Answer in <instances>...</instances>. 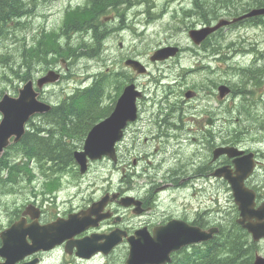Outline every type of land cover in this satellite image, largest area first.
Masks as SVG:
<instances>
[{
  "label": "rangeland",
  "instance_id": "obj_1",
  "mask_svg": "<svg viewBox=\"0 0 264 264\" xmlns=\"http://www.w3.org/2000/svg\"><path fill=\"white\" fill-rule=\"evenodd\" d=\"M25 1L29 3L31 14L21 19L20 23H13L6 31L0 32V100L5 94L17 96L18 90L26 83L18 78V75H23L27 71V68L23 66L22 57L24 49L36 44L37 39L41 43L42 50L50 52L46 54V60L37 61L30 69L32 78L36 80L50 69L59 70L62 76L57 84L46 87L42 93L44 100L50 104L58 105L66 95L74 92L76 87L89 86L93 82L94 76L105 73L107 74V95L104 103L110 105L115 96V87L126 82V79L127 82L132 80L142 91L144 97L138 101L139 120L132 124L129 133L132 129L140 132L137 140V143L143 146L141 148L143 159L140 165L149 166V161H152L154 165L161 164V171L175 166L179 156L176 154V156H172V152H170L172 149L176 148L186 154L182 156L191 155L199 143H194L190 137L206 134L209 130L206 124L208 118L216 119L215 133L220 132L224 122L229 129V119L235 121L237 118L235 107L241 101L237 86L233 87L231 81H237L236 78H231L236 74V69L233 68L237 65L244 68L252 66L259 49L264 51V28H226L213 40L214 48L222 49L221 53L223 54L208 53L204 48L195 46L188 36L190 29H199L205 26L200 24L196 16L192 17L193 14L187 11H194L195 0H154L153 7L148 11L143 6L131 10H124L123 7L118 11L113 7L104 9L102 14L97 15L99 18L97 24L104 30L102 52L94 58L72 59L68 64L65 62L68 55L65 54L64 57L51 52L49 47L51 39L57 38L58 45L62 42L64 45H72L78 49V42L83 38L89 40L90 35L77 33L67 38L68 36L60 35L62 29L68 26L65 23L69 17H75L77 22H81L88 16L95 15L97 9L94 8L88 14L81 11V7L86 4L87 0ZM198 1L201 3L205 0ZM206 1L209 4V9H215L216 6L225 4L227 0ZM246 1L242 0V3L246 5ZM239 9L242 10V8ZM120 12H125L124 20L119 16ZM110 16L115 17L111 19ZM105 18H109V20L105 21ZM184 23L188 28L183 26ZM217 41L221 42V45L218 46ZM169 45H175L182 49L183 47L188 48L182 50L178 57L167 62L152 63L150 61V56L155 51ZM225 56L227 59L222 61L221 58ZM129 57L138 59L146 65L148 74L138 76L126 68L124 62ZM257 64L263 65V61ZM116 76L118 77L116 78ZM117 79H120V82L115 83ZM220 84H227L233 90L231 95L221 101L218 98ZM248 84L249 82L246 88L248 93L251 94L252 91H255L253 96L259 98L260 88L255 89L249 87ZM188 90L194 91L197 94L196 97L185 98V93ZM160 105L163 107H159ZM171 107L178 113L170 112ZM227 108L233 109V112L227 113ZM224 117L227 120H224ZM1 118L0 114V120ZM35 122H41L40 118H36ZM146 138H148V143L144 142ZM156 149H166L170 157L163 154L149 158L147 155ZM11 157V160H15V162L22 158L13 154ZM134 158L136 157H132L131 160L133 161ZM95 165L109 164L107 161H100ZM1 176L4 179L7 174L4 172ZM143 182L144 180L141 179L139 183ZM22 185L25 189H16L14 192L4 191L0 186V229L9 219L10 215L7 212L28 205L32 193L31 187L26 183H22ZM9 188L10 186H7V189ZM175 197L172 201L173 204L178 196ZM169 199L170 197L166 195L165 201L169 202ZM225 207L224 214L228 224L237 215V208L229 191ZM256 254L264 256V241L259 243Z\"/></svg>",
  "mask_w": 264,
  "mask_h": 264
},
{
  "label": "flooded vegetation",
  "instance_id": "obj_2",
  "mask_svg": "<svg viewBox=\"0 0 264 264\" xmlns=\"http://www.w3.org/2000/svg\"><path fill=\"white\" fill-rule=\"evenodd\" d=\"M240 1L242 3V0ZM255 2L256 0H247L246 5L242 3L241 14L249 13L255 8L250 6ZM224 9L221 7V10ZM114 17L110 16L111 19ZM229 28L263 29L264 25H259L258 18H253L235 23ZM223 30L225 29L222 28L209 41L220 35ZM209 41L198 47L212 53L213 42L209 44ZM185 48L188 47L183 49L179 47L176 57ZM251 54L253 55L254 51ZM259 54L261 57L257 55L253 63L260 66L263 71L259 98L250 97L247 89L238 94L241 101L235 107L237 114L235 134L229 138L226 122L222 124L220 132L215 133L216 119L208 118L206 122L212 120V123L207 124L209 130L206 134L190 137L191 141L199 143L190 156H182L186 154L176 148L170 151L172 156H179L174 167L161 171V164L154 165L152 161H149V166L140 165L143 159L141 156L143 146L137 143L140 132L132 129L129 133L132 127L130 124L125 130L124 138L116 145L117 162L103 159L100 161H107L109 164L103 166H96L97 162H89L85 173H81L78 165L61 169L46 167L45 174L42 172L43 169L34 168V174L29 177L32 181L28 182L32 192L28 205L7 212L10 216L0 229V234L21 220L25 221L27 226L36 224L43 227L58 220L66 221L71 216L80 215L86 220L71 230L72 233H76L72 239L74 243L92 239L102 245L106 242V237L115 231L126 233L127 236L107 254L98 252L80 256L78 248L68 246L66 240L50 250H33L16 264H126L130 252L129 238L137 237L138 234L154 237L159 228H163L171 221H182L205 231L213 227L221 230L227 222L224 209L228 191L233 201L234 197L229 182L224 177L214 174L225 167L235 170V158H230L227 154L215 158L214 152L220 148H236L240 152L236 157L239 161L242 163L249 161L253 164V170L245 180V186L256 193V207L263 204L264 52ZM72 59L74 58L68 57L65 62L69 64ZM221 60L225 61L223 57ZM261 61L263 65L257 64ZM53 70L61 74L59 70ZM243 93L248 94L242 96ZM144 142L148 143V138ZM163 154L170 157L166 149H156L147 156L155 158ZM132 157L136 158L132 161ZM141 179L144 180L142 184L139 183ZM166 195L170 197L169 202L165 201ZM175 195L176 197L178 195V198L173 204ZM125 198L129 200L127 205L122 204ZM178 200L180 202H177ZM99 203L101 205L96 206ZM25 212L29 213L24 214ZM239 217L238 212L236 222ZM27 241L32 245L33 241L29 237ZM209 242H203L198 246L202 247ZM2 246L3 241L0 237V248ZM189 250L190 247L180 252ZM173 256L175 257V254ZM5 262L6 259L0 256V264Z\"/></svg>",
  "mask_w": 264,
  "mask_h": 264
},
{
  "label": "water",
  "instance_id": "obj_3",
  "mask_svg": "<svg viewBox=\"0 0 264 264\" xmlns=\"http://www.w3.org/2000/svg\"><path fill=\"white\" fill-rule=\"evenodd\" d=\"M264 16V8L254 9L249 14L232 21L221 19L215 26L189 31L190 39L196 44H201L212 33L224 26L230 25L246 18ZM179 52L177 46H166L158 49L151 56L152 62H162L175 57ZM126 66L131 67L138 74H146L147 68L135 59H128ZM61 75L55 70H50L39 78L36 83L27 81L19 90L17 96L5 94L0 100V159L12 143H19L26 133L28 122L37 115H44L52 110V105L40 100V92L46 85L55 84ZM38 89V90H37ZM219 99H224L231 93L227 86H220ZM195 93L188 91L187 99L193 98ZM142 97V92L132 83L125 87L119 97L112 113L97 123L88 133L83 150L75 151L74 158L79 165L81 173H85L89 161H97L109 158L117 162L116 145L124 138L125 130L129 124L138 119L137 100ZM212 120H208L210 125ZM227 154L234 159L235 170L229 167L221 168L214 174L224 177L230 184L235 204L239 210L237 223L252 236L254 242L264 239V203L256 207V193L245 186V180L253 170V164L249 161L242 163L236 157L240 152L233 147L220 148L214 152L215 158ZM128 199H123L122 204L127 205ZM101 205V203L96 204ZM29 213V212H28ZM25 212L24 214H28ZM86 218L84 216H71L68 220H59L43 227L36 224L27 226L21 220L0 234L3 246L0 248V256L6 259L5 264H16L19 260L30 254L33 250H50L68 240V246H76L80 256H89L98 252L110 253L126 237V233L115 231L102 245L92 239L73 242L71 230L79 226ZM219 228L201 230L189 226L182 221H171L163 228H159L154 237L138 234L129 238L130 252L126 264H170L172 254L182 248L207 242L218 234ZM29 237L33 243L27 241ZM253 264H264V256L257 254Z\"/></svg>",
  "mask_w": 264,
  "mask_h": 264
},
{
  "label": "trees",
  "instance_id": "obj_4",
  "mask_svg": "<svg viewBox=\"0 0 264 264\" xmlns=\"http://www.w3.org/2000/svg\"><path fill=\"white\" fill-rule=\"evenodd\" d=\"M94 3L96 5H93ZM153 4L154 0H87L86 4L81 7L82 10H80L88 14V12L96 8L97 12L95 15L88 16L81 22H77L74 19L75 17H69L65 23L68 26L62 29L63 35H60L70 38L72 34L86 33L90 35V39L86 40L83 38L78 42V49L72 47V45H64L62 42L61 44L58 42L60 44L58 45L57 38L51 39L49 45L51 52L61 56L66 54L68 55L66 56L67 59L68 57H73L74 59L97 57L103 50L101 48L104 41V30L97 24V21H99L97 15L102 14L104 9L108 7H116L115 10L118 11L121 7L131 10L143 6L148 11L153 7ZM27 5L28 3L25 0H0V32L10 28L13 23H20L21 19L29 16L31 10ZM195 6L196 9L194 11H187L193 14L192 17L196 16L200 24L210 25L220 17L239 16L241 11L239 8L243 4L240 0H227L223 5L216 6L215 9H209V4L206 0L201 3L195 0ZM250 6L264 7V0H256ZM221 7L225 9L221 10ZM119 15L122 18L125 17L123 12H120ZM72 20L75 21L73 22ZM258 20L259 25H264L263 17L258 18ZM183 26L188 28L185 23ZM217 45L219 46L220 44ZM49 52V50H42L39 39L36 40V44L26 47L22 58L23 66L27 68V71L23 75H18V78L24 82L32 79L30 69L33 68L37 61L46 60V54ZM237 71L238 73L234 74L233 78L237 79L235 85L239 93L247 88L248 82L249 87L255 89L261 86L263 71L260 68H238ZM106 78L107 74L99 73L94 76V80L89 86L77 87L70 95H66L58 105H54L49 113L36 116L30 120L28 130L21 142L12 144L4 151L0 159V186L4 191L9 190V192H14L16 189L22 190L23 186L21 184L17 186L15 183L18 180L19 182L30 181L31 179L29 177L34 174L31 169L33 167L43 169L42 171L44 173V168L46 167L61 169L63 167L76 166L74 152L82 146L83 141L92 127L112 112L117 96L128 81L126 79V82H122L119 86L115 87V96L112 98V103L105 105L104 101L107 95ZM118 82H120V79L115 81V83ZM247 94L243 93L242 96H246ZM254 94L255 91H252L250 97ZM40 99L44 101L42 93ZM159 107L163 106L160 105ZM169 110L174 114L178 113L173 107ZM232 112L233 109L227 108V113ZM36 118H40L41 122H35ZM229 122L228 133L230 138V135L235 134L236 122L232 119H229ZM12 154L22 157L21 160L17 162L11 160ZM4 172L7 176L3 179L1 175ZM7 186H10V188L7 189ZM236 213L238 215L237 210ZM237 215L228 224L226 222V225L222 227L219 235L214 240L202 247H195L194 250L175 255L173 264H253L258 249L257 244L252 241L247 231L237 224Z\"/></svg>",
  "mask_w": 264,
  "mask_h": 264
},
{
  "label": "bare ground",
  "instance_id": "obj_5",
  "mask_svg": "<svg viewBox=\"0 0 264 264\" xmlns=\"http://www.w3.org/2000/svg\"><path fill=\"white\" fill-rule=\"evenodd\" d=\"M89 1H91V0H89ZM118 1H119V0H118ZM121 1H122V0H121ZM124 1H125V0H124ZM92 3H93V2H92ZM97 3H98V1H97ZM234 3H235V2H234ZM28 4H29V3H28ZM121 4H122V3H121ZM138 4H139V3H138ZM235 4H236V3H235ZM93 5H96V4L94 3ZM119 5H120V4H119ZM27 6H28V5H27ZM27 6H26V7H27ZM121 6H122V5H121ZM124 6H127V5H124ZM138 6H139V5H138ZM233 6H234V5H233ZM118 7H119V6H118ZM234 7H235V6H234ZM234 7H233V8H234ZM128 8H129V7H128ZM26 9H27V8H26ZM115 9H116V7H115ZM121 9H122V8H121ZM124 9H126V8H124ZM27 10H28V9H27ZM118 10H119V9H118ZM126 10H127V9H126ZM29 11H30V10H29ZM31 11H32V10H31ZM121 11H122V10H121ZM235 11H236V10H235ZM125 12H126V11H125ZM125 12H124V14H125ZM236 13H237V12H236ZM121 15H122V14H121ZM122 22H123V21H122ZM30 24H31V23H30ZM40 25H41V24H40ZM120 26H121V25H120ZM127 27H128V26H127ZM5 31H6V30H5ZM3 32H4V31H3ZM1 33H2V32H1ZM2 35H3V34H2ZM233 54H234V53H233ZM231 55H232V53H231ZM232 56H233V55H232ZM236 57H237V56H236ZM236 57H234V58H236ZM234 60H235V59H234ZM231 61H232V60H231ZM236 61H237V60H236ZM236 61H235V62H236ZM235 62H234V63H235ZM231 63H232V62H231ZM228 64H229V63H228ZM230 65H231V64H230ZM237 66H238V65H237ZM230 67H231V66H230ZM230 67H229V68H230ZM234 67H235V66H234ZM233 69H234V68H233ZM234 70H235V69H234ZM235 71H236V70H235ZM100 81H101V80H100ZM100 81H99V82H100ZM100 83H101V82H100ZM102 83L105 84L103 81H102ZM102 88H103V86H102ZM104 88H105V86H104ZM110 88H111V87H110ZM244 96H245V95H244ZM181 126H182V125H181ZM179 128H180V127H179ZM177 129H178V128H177ZM67 131H68V130H67ZM180 132H181V131H180ZM175 133H176V131H175ZM177 134H178V132H177ZM177 134H176V135H177ZM178 135H179V134H178ZM173 136H174V135H173ZM165 139H166V138H165ZM170 139H171V138H170ZM167 141H168V140H167ZM195 145H196V144H195ZM173 171H174V170H173ZM172 177H173V176H172ZM167 178H168V177H167ZM177 196H178V195H177ZM175 198H176V197H175ZM220 249H221V248H220Z\"/></svg>",
  "mask_w": 264,
  "mask_h": 264
}]
</instances>
